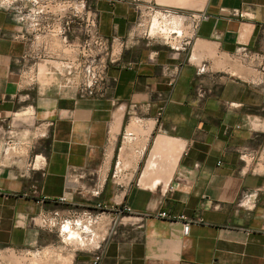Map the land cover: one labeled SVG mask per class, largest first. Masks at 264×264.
I'll return each instance as SVG.
<instances>
[{
	"label": "crops",
	"instance_id": "crops-1",
	"mask_svg": "<svg viewBox=\"0 0 264 264\" xmlns=\"http://www.w3.org/2000/svg\"><path fill=\"white\" fill-rule=\"evenodd\" d=\"M91 1L109 55L97 96L58 85L55 71L41 76L24 26L0 5V264H89L100 246L101 264H264V170L241 157L264 154V0ZM147 3L207 15L188 51L135 33ZM163 136L174 143L158 155L163 168L180 153L161 171L168 181L147 187ZM258 187L256 207H240ZM98 204L108 218L120 204L134 213L112 234L99 223L97 244L31 219ZM161 211L202 221L186 231Z\"/></svg>",
	"mask_w": 264,
	"mask_h": 264
},
{
	"label": "built area",
	"instance_id": "built-area-1",
	"mask_svg": "<svg viewBox=\"0 0 264 264\" xmlns=\"http://www.w3.org/2000/svg\"><path fill=\"white\" fill-rule=\"evenodd\" d=\"M82 6L85 7L89 4V0H81ZM140 1V0H134ZM14 10V18L18 22L25 20V15H22L23 10L27 5L19 4L13 5L12 2L7 3ZM5 4V5H7ZM90 4L92 1L90 0ZM76 8V6H74ZM139 18L136 24L135 33L141 32L147 38H156L167 43L171 48L175 50L188 51L194 44L197 29L201 21L207 18L205 13H190L186 15L178 14L171 8H160L153 3H147L145 7L138 6ZM90 12H93V8L90 6ZM77 13L78 10H77ZM234 14L244 16L243 12L234 10ZM91 20V21H90ZM95 17L92 19L90 16L87 18V24L82 29L75 30L83 47L87 52L82 55L79 60V56L69 61L68 64V78L66 79L65 87L75 89L81 96H97L104 93V90L108 87V45L106 40L100 35L97 30V24L95 25ZM24 26V24H22ZM27 29V28H26ZM28 30V29H27ZM71 28L68 27V32ZM20 35H26V32L20 33ZM94 43H98L101 51H103L102 57L96 61L93 54ZM81 45V44H79ZM79 47V46H78ZM76 49V48H75ZM78 49V48H77ZM245 54H251L249 50L243 48ZM78 53V52H77ZM253 59L259 61L261 59L260 54H254ZM261 63L262 79L264 81V64ZM207 65L203 64L198 68L199 73L206 71ZM163 110V107L161 111ZM162 112H160L161 114ZM241 157L246 162L254 161L257 159V163L260 164L262 159L261 155L254 151L242 150ZM115 171L114 177H119ZM262 190V187H258L252 191L245 190L239 201L238 205L247 210H252L256 207L255 196ZM27 195V194H26ZM62 197L61 200H65ZM134 213L133 208L128 204H120L115 210V216L113 218L105 217V209L102 204H98L97 212L85 209L82 211H74L70 215H63L58 210L48 211L32 217V222L38 226L46 229H59L67 231L68 225L79 229L81 232L80 240L88 241L93 240L98 236L97 226L103 222L108 234H112L118 221L122 220L127 214ZM158 216L169 219L181 218L184 219V225L186 231H189L192 223L201 222V219L188 218L185 215L173 216L167 211L158 212ZM85 235V236H84ZM100 251L94 254L89 264H101L104 257L103 247L100 246Z\"/></svg>",
	"mask_w": 264,
	"mask_h": 264
},
{
	"label": "rangeland",
	"instance_id": "rangeland-1",
	"mask_svg": "<svg viewBox=\"0 0 264 264\" xmlns=\"http://www.w3.org/2000/svg\"><path fill=\"white\" fill-rule=\"evenodd\" d=\"M10 2L13 5H27L22 12V15H25V20L20 24H24V31L29 37L30 62L38 63L37 66L40 68L43 65L41 76L46 75L49 70L55 71V81L64 87L69 70L67 58L78 52L80 60L82 55L87 52L86 47L84 49L81 43L82 40L79 42L81 45L78 49L74 48L72 51V47H69L68 43L74 36L68 32V27L71 30L83 29L87 24L88 16L91 19L94 16L95 25L97 24V16L90 12V6H93L90 4V0L85 7L82 6L81 0H0V5L6 6L5 4ZM93 54L96 61L103 55L98 43H94ZM45 64L48 67L44 68ZM260 158L262 161H260L258 170L263 171L264 154ZM257 159L254 160L257 161Z\"/></svg>",
	"mask_w": 264,
	"mask_h": 264
},
{
	"label": "bare ground",
	"instance_id": "bare-ground-1",
	"mask_svg": "<svg viewBox=\"0 0 264 264\" xmlns=\"http://www.w3.org/2000/svg\"><path fill=\"white\" fill-rule=\"evenodd\" d=\"M203 51H205V50H203ZM41 66L43 67V65H41ZM42 67H41V69H42ZM46 67H47V65L44 68H46ZM173 146H174L173 141L168 140L164 136L161 137V138H159V140L157 141V144H156V152L154 154V158H152L149 161L148 166H147V168H146V170H145V172H144V174L142 176L143 177V179H142L143 181L142 182L144 183L145 186L154 188L161 180H165L166 179V176L167 175L166 174H162L161 171H169V168L166 170L167 166H171V165L174 166L173 164L176 161V159H177L178 154L180 153V151L176 150V152H173V155L171 153V156L172 157L169 158L170 161H166L167 158H168V156H167L166 159L164 158L165 160H163V161H165V163L166 162L168 163L167 165H164L165 166L164 168H163V164H162L163 162H160L158 160V155L159 154L161 155V152H163L165 149H168V150L171 151L172 148H173ZM177 152H178V154H177ZM168 177H169V175H168ZM66 229H67L68 233L70 234V237L71 238H80L81 237V232L79 231V229H76V228H74V227H72L70 225H68L66 227ZM90 243L97 244L98 241H96V240L93 239V240L90 241Z\"/></svg>",
	"mask_w": 264,
	"mask_h": 264
}]
</instances>
